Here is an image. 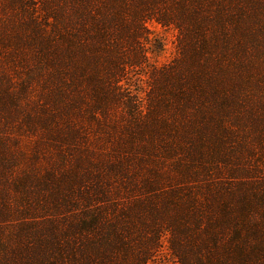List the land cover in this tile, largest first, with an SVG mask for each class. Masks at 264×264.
Returning <instances> with one entry per match:
<instances>
[{"label": "trees", "instance_id": "16d2710c", "mask_svg": "<svg viewBox=\"0 0 264 264\" xmlns=\"http://www.w3.org/2000/svg\"><path fill=\"white\" fill-rule=\"evenodd\" d=\"M149 20L177 30L173 62L150 61ZM7 58L26 71L0 72V229L13 239L0 264H147L163 238L177 264H264V0H0V70ZM24 102L50 128L37 121L30 163L61 165L36 197L16 177L22 124L3 117ZM122 112L131 150L81 119ZM174 113L196 139L146 142Z\"/></svg>", "mask_w": 264, "mask_h": 264}, {"label": "rangeland", "instance_id": "374dc122", "mask_svg": "<svg viewBox=\"0 0 264 264\" xmlns=\"http://www.w3.org/2000/svg\"><path fill=\"white\" fill-rule=\"evenodd\" d=\"M33 1H40V0H33ZM146 28L148 30L149 36H150V41L148 42L149 50L152 51L151 56H150V61L156 64H161V63H171L175 60L176 56L179 53V34L177 30L172 27V26H164L156 21L149 20L146 22ZM25 52H22V55H24ZM15 60L12 59H5L3 62H5L4 66L0 70V72L5 75V76H14V74L18 72L24 73L26 70H12L11 68V63L14 62ZM25 76V75H23ZM22 78V77H21ZM21 78L15 81L16 86H21L20 84L22 83ZM26 78V77H25ZM129 87H131L132 90L135 92H139L142 94L143 89L145 88L144 86V80L143 78L137 79L136 77L133 76L132 79L127 80ZM14 84V85H15ZM125 87V86H124ZM37 89V88H36ZM31 98L32 97H37L38 100L41 99L39 92L37 91H32L30 94ZM142 96V95H141ZM33 104V102H31ZM33 105L30 103L24 102L20 106V109L15 111V113L10 112L6 113L3 117L5 119H10V118H15V125L22 124V132L19 141H18V146H19V153L22 155L19 158V163L17 168H16V177L20 179L19 183L22 185V190L26 195H32L33 197H36L37 193H40V189L45 190L46 183L48 180V175L47 171H51L52 169H58L59 166H61L58 163L59 155L57 156L50 154H47L46 157L42 159V162L37 164V163H30V160H33V156H30L33 152V140L35 136L42 135V132L40 130H36L37 126V121L39 122L40 126L46 130H49L50 128L47 126L45 127L42 123V114L38 116V118H35V111H34ZM68 116L74 120V123L79 124V118L77 117L76 114L71 113V111L67 110ZM119 120L114 119L113 116H108L106 120H103V123L99 124L101 120H95L94 122H91V120L87 117L84 116L82 121L85 124H90V131L89 134L93 137H95L98 141H105L107 142V146L109 147H119V144L117 143V140L120 138L124 139L127 143L126 145H129V149L131 150L134 145V142L136 139H131L130 133H138L135 127L130 124V118L128 115H125L122 112L119 114ZM29 116V117H28ZM115 116V113H114ZM33 118V124L30 126L28 132L25 129V122L28 120V118ZM107 117V116H106ZM188 118V117H187ZM198 116H194L191 114V116L188 118V121L190 124L193 126L196 125L198 121ZM4 119V120H5ZM2 120V117L0 116V121ZM46 121V118H44ZM182 119H179L177 117V113H174L171 115L170 120H159V121H152L150 125L147 124V126L144 128L143 132L145 141L148 142L149 144L153 143L151 140L155 136L157 137V143L159 139L165 138V143L162 142L160 144L162 145H169L170 138L173 136H177L179 138V141L184 144V146H188L189 142L191 141V138L196 139L194 135L188 136L184 135V128L177 127L180 125L182 122ZM155 123V124H154ZM154 124V125H153ZM187 126V124H184ZM154 127V129H153ZM28 128V127H27ZM68 136L72 134V132L69 130L66 133ZM136 136V135H135ZM153 136V137H152ZM181 136L185 137V139L180 138ZM19 137V136H18ZM138 137V136H137ZM144 141V142H145ZM141 143V147H143V150L146 151H153V148L148 144V143ZM96 144V143H95ZM159 144V145H160ZM253 147L257 148L256 155H260L263 152H260L258 149L257 141H251V144ZM97 146V144H96ZM163 147V146H161ZM245 150H248L246 148L239 150L240 155L239 158L243 159L246 157V155L242 154ZM161 152H166L167 150L165 148H162L160 150ZM167 155V154H166ZM28 157V160L25 158ZM253 161L254 158H251ZM262 161L264 162V158H262ZM169 164H171V161H167ZM159 167H162V163L159 164ZM38 193V194H39ZM3 230L0 229V240H2L5 244L6 247H11L13 246V239L11 237L12 233L8 231L7 233H1ZM11 234V235H10ZM166 240L163 238L161 247L157 254L155 255V258L152 261H149L147 264H177L175 261L174 257L172 254H170L169 250L167 249L166 246Z\"/></svg>", "mask_w": 264, "mask_h": 264}]
</instances>
